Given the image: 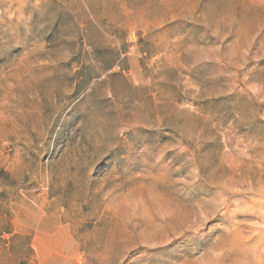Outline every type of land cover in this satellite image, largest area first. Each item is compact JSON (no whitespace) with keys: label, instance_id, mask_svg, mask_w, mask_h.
<instances>
[{"label":"rangeland","instance_id":"374dc122","mask_svg":"<svg viewBox=\"0 0 264 264\" xmlns=\"http://www.w3.org/2000/svg\"><path fill=\"white\" fill-rule=\"evenodd\" d=\"M0 264H264V0H0Z\"/></svg>","mask_w":264,"mask_h":264}]
</instances>
